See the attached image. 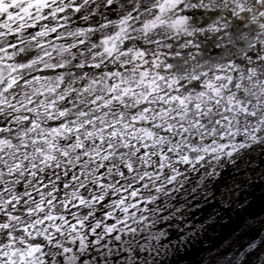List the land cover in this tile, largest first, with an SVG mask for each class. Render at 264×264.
<instances>
[{
  "label": "snow or ice",
  "instance_id": "6c2138e0",
  "mask_svg": "<svg viewBox=\"0 0 264 264\" xmlns=\"http://www.w3.org/2000/svg\"><path fill=\"white\" fill-rule=\"evenodd\" d=\"M0 264H264V0H0Z\"/></svg>",
  "mask_w": 264,
  "mask_h": 264
},
{
  "label": "bare ground",
  "instance_id": "6f19581e",
  "mask_svg": "<svg viewBox=\"0 0 264 264\" xmlns=\"http://www.w3.org/2000/svg\"><path fill=\"white\" fill-rule=\"evenodd\" d=\"M253 210H259L258 204L257 205H254Z\"/></svg>",
  "mask_w": 264,
  "mask_h": 264
}]
</instances>
